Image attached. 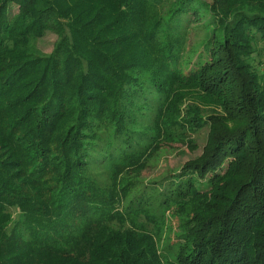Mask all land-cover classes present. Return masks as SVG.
I'll list each match as a JSON object with an SVG mask.
<instances>
[{"label": "trees", "instance_id": "trees-1", "mask_svg": "<svg viewBox=\"0 0 264 264\" xmlns=\"http://www.w3.org/2000/svg\"><path fill=\"white\" fill-rule=\"evenodd\" d=\"M228 2L0 0V264H264V7L228 19ZM202 12L210 40L184 55ZM209 123L195 177H123Z\"/></svg>", "mask_w": 264, "mask_h": 264}, {"label": "rangeland", "instance_id": "rangeland-1", "mask_svg": "<svg viewBox=\"0 0 264 264\" xmlns=\"http://www.w3.org/2000/svg\"><path fill=\"white\" fill-rule=\"evenodd\" d=\"M210 2L215 3L216 0H208ZM229 2L223 6L219 5L218 9L221 8L222 13H224L226 16H228V19H231L234 13L239 9H251V10H260L264 7V0H228ZM171 3L161 4L159 7L156 6V8L150 7L149 9V15L147 21H155L159 15H165L168 13ZM13 12H17V7H13ZM210 15L208 13L202 12L200 17L193 19V16L191 17L192 26L189 27L186 40H185V46H184V55H189L191 52H195L201 44L204 42L210 40V33L209 30L213 27L210 25L207 27L205 22L208 20ZM183 23H185L183 21ZM127 29L125 27L119 28L118 31L112 32V34L117 35L118 33L124 32ZM58 40V35L56 32L52 30H48L43 37L37 40L36 46L38 50H40L41 54L43 55H50L53 53L56 47V42ZM137 49V48H136ZM253 50L255 51L251 57L250 62L256 66L259 70V78L261 80L262 88L264 89V39L262 41H259L257 44H254ZM151 62V66H152ZM153 68V67H151ZM148 72L144 70H134L133 72H138L139 75H148L151 70L148 67ZM196 97L192 95L187 100L186 104L183 105V108L185 106H191L192 105H198L200 110L205 113L206 117L209 115H214L218 113H222L224 111L223 106L218 102L213 100L212 98L203 99L205 101L197 100ZM202 99V98H200ZM186 101V100H185ZM180 105V104H179ZM149 113V112H148ZM150 114H148L149 116ZM71 120H68L69 125L71 124ZM211 133V127L210 123L204 126L201 130L198 132H191L187 137L190 140V143H172L171 146H165L158 150L156 153V156L147 164L143 169L139 171H125L123 177L126 179H139L142 181L140 185L143 184V186H146L149 190L154 188L156 191H160L167 182L172 173H177L176 176L172 179L174 181H178L179 174L183 175L182 169L186 165V163L190 161H194L200 156H202L204 152V147L207 142V138ZM5 150V149H4ZM6 152V150L4 151ZM102 166L101 168H98V174L101 173V176L104 178H108V171ZM105 170V172H104ZM181 170V171H180ZM177 171V172H176ZM105 173V174H104ZM195 177L196 173H189L187 172L186 175H183V179L188 177ZM15 216L17 217V214L15 213ZM172 226L173 228H171ZM170 226L167 230V233L172 234V229L177 227V220L172 218L170 220ZM171 228V229H170Z\"/></svg>", "mask_w": 264, "mask_h": 264}]
</instances>
